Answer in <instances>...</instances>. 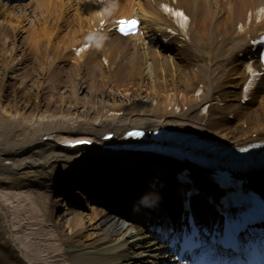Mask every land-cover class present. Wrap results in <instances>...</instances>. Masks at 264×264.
<instances>
[{
    "label": "bare ground",
    "instance_id": "bare-ground-1",
    "mask_svg": "<svg viewBox=\"0 0 264 264\" xmlns=\"http://www.w3.org/2000/svg\"><path fill=\"white\" fill-rule=\"evenodd\" d=\"M134 13L144 35L171 26L181 39L164 47L138 34L121 38L109 25L93 29L100 20ZM263 29L264 0L0 3V264H132L125 260L136 257L153 264L149 234L102 206L133 215L122 201L145 196L146 188L117 186L111 176L68 178L97 169L135 175L159 168V158L101 150L131 128L147 135L191 130L233 146L264 141V94L242 90L264 79L252 81L256 64L238 57ZM46 82L90 93L104 87L110 98L72 91L69 102L60 92L57 104L45 101ZM97 105L106 111L94 116ZM109 132L110 141L101 139ZM82 138L92 144L64 147ZM73 184L87 191V208L77 207L70 189L64 192ZM111 186L118 191L108 192ZM98 189L110 196L107 202ZM169 190L158 193L160 209L175 203Z\"/></svg>",
    "mask_w": 264,
    "mask_h": 264
},
{
    "label": "rangeland",
    "instance_id": "rangeland-1",
    "mask_svg": "<svg viewBox=\"0 0 264 264\" xmlns=\"http://www.w3.org/2000/svg\"><path fill=\"white\" fill-rule=\"evenodd\" d=\"M43 82V81H42ZM45 85V101H50L52 98L54 99V102L59 104L58 102V94L60 92H64V94L68 97L69 102H73V99L70 97V92L74 91L78 93L79 96H89L92 97L93 99H101L103 98V101H108L110 98V93L106 92V89L104 87H100L98 91H93L92 93L89 92V90L83 86H75L74 88L72 87H67V88H62L61 85L55 82H46L44 83ZM136 94V93H135ZM135 94H133L135 96ZM103 111H106L105 107H102L100 105H97L95 110L92 112V114L95 116L98 113H101ZM196 117V115H194Z\"/></svg>",
    "mask_w": 264,
    "mask_h": 264
},
{
    "label": "snow or ice",
    "instance_id": "snow-or-ice-1",
    "mask_svg": "<svg viewBox=\"0 0 264 264\" xmlns=\"http://www.w3.org/2000/svg\"><path fill=\"white\" fill-rule=\"evenodd\" d=\"M121 27L120 31L124 34H131V31L136 29L138 22L136 20L131 21H120Z\"/></svg>",
    "mask_w": 264,
    "mask_h": 264
}]
</instances>
